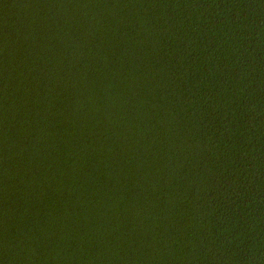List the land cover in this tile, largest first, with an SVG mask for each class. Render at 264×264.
Masks as SVG:
<instances>
[{
	"label": "trees",
	"instance_id": "obj_1",
	"mask_svg": "<svg viewBox=\"0 0 264 264\" xmlns=\"http://www.w3.org/2000/svg\"><path fill=\"white\" fill-rule=\"evenodd\" d=\"M0 264H264V0H0Z\"/></svg>",
	"mask_w": 264,
	"mask_h": 264
}]
</instances>
